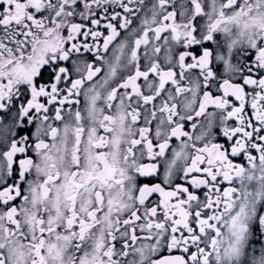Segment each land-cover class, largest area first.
Here are the masks:
<instances>
[{
    "label": "snow or ice",
    "instance_id": "snow-or-ice-1",
    "mask_svg": "<svg viewBox=\"0 0 264 264\" xmlns=\"http://www.w3.org/2000/svg\"><path fill=\"white\" fill-rule=\"evenodd\" d=\"M0 264H264V0H0Z\"/></svg>",
    "mask_w": 264,
    "mask_h": 264
}]
</instances>
